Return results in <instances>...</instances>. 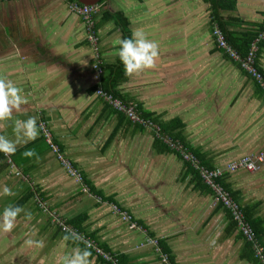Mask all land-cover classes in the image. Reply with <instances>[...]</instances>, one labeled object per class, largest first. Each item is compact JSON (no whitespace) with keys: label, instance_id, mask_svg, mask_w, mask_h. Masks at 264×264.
Segmentation results:
<instances>
[{"label":"crops","instance_id":"1","mask_svg":"<svg viewBox=\"0 0 264 264\" xmlns=\"http://www.w3.org/2000/svg\"><path fill=\"white\" fill-rule=\"evenodd\" d=\"M72 1L78 0H0V75L27 97L0 121V135L16 140L14 120L38 117L84 178L70 176L41 129L34 141L21 138L14 154L0 152V186L15 192L0 196V211L9 203L25 210L11 233L0 232V264H61L77 245L83 249L84 243L64 240L69 234L54 216L68 224L82 220L83 233L108 255L90 248L91 264H261L253 241L239 234L188 162L97 91H106L105 66L120 61L114 41L143 29L158 42L156 65L122 74L115 96L159 124L179 120L172 133L180 139L171 136L207 168L264 151V89L213 35L218 25L246 53L264 29V0H101L95 5L102 73ZM117 13L122 18L110 16ZM257 65L264 74V39ZM28 148L37 155H22ZM220 182L247 211L264 247V162L254 172L226 173ZM146 235L158 239V249L143 244ZM29 236L43 247L26 245Z\"/></svg>","mask_w":264,"mask_h":264},{"label":"built area","instance_id":"2","mask_svg":"<svg viewBox=\"0 0 264 264\" xmlns=\"http://www.w3.org/2000/svg\"><path fill=\"white\" fill-rule=\"evenodd\" d=\"M69 8L72 12L80 15L85 23V30L88 41L95 52L94 68L102 73L103 68L101 66L100 53H99V41L100 37L98 30L95 27V14L99 11L97 5L82 4L79 1H72L69 3ZM213 35L217 47L227 54L231 59L239 63L241 68L246 71L252 78H254L260 86L264 89V74L257 65V54L259 50V43L264 39V29L258 34V36L252 41L248 51L242 54L233 44H231L226 33L218 26L213 28ZM97 93L108 102L111 107L119 112L126 114V116L134 122L141 124L142 126L149 128L155 132V134L163 140V142L173 150L180 152L182 159L187 161L200 175L203 182L208 185L214 196L216 203H222L224 207L232 215L231 219L237 223V227L241 231L244 237L253 241L255 246V257L261 264H264V247L256 240L254 230L251 228L247 220L242 207L231 197L230 193L223 187L220 180L226 173H232L237 170L243 169L250 172L257 171L261 164L264 162V151L258 153H250L241 156L238 159L229 161L224 167H216L213 169L207 168L201 164L200 160L192 152L188 151L185 146L178 140H174L170 136L163 134L161 127L150 119H146L138 112V107L132 102H125L124 100L116 97L115 95L108 93L102 89H99ZM41 130L44 134L46 141L48 142L52 151L56 154L63 167L67 170L70 176L76 178L80 183L84 182V178L81 172L73 165V163L64 156L58 144L54 141L52 132L47 123L42 121L40 123ZM251 165V166H250ZM83 191H88L87 185L83 186ZM122 219L125 222L130 223L131 217L127 212H121ZM54 221L64 232L78 233L74 228L68 226L62 218L54 216ZM82 238L81 240L91 245V249L95 253L100 255L107 254L104 250L90 237L78 233ZM143 244H152L158 249V239L146 235L145 242Z\"/></svg>","mask_w":264,"mask_h":264},{"label":"clouds","instance_id":"3","mask_svg":"<svg viewBox=\"0 0 264 264\" xmlns=\"http://www.w3.org/2000/svg\"><path fill=\"white\" fill-rule=\"evenodd\" d=\"M118 48L114 52L115 56L119 57L123 65L124 74L131 76L140 74L145 69L153 68L156 65V60L159 56L158 42L149 39L147 33L140 28L133 29L131 35L125 38H118L114 41ZM27 102V97L24 95L23 88L16 85L12 80L4 75H0V121L10 119L13 109H19L20 106ZM36 116H29L25 120H14L13 132L16 135V140L8 139L5 135H0V152L5 155L14 154L17 151V144L22 142L27 144L30 141L37 139L42 126L37 125ZM24 156H35L34 148L25 149L22 153ZM251 166V165H250ZM15 192L7 185L0 186V196H14ZM25 210L20 206L9 203L0 211V232L9 234L15 227L17 216ZM25 216L31 219L32 213L25 212ZM64 240L79 241L82 238L78 233L65 235ZM24 243L28 246L35 245L43 247V240H33L31 236L25 239ZM86 246L81 249L78 245L69 254L61 258V264H91L90 257L92 255L91 245L87 242Z\"/></svg>","mask_w":264,"mask_h":264},{"label":"trees","instance_id":"4","mask_svg":"<svg viewBox=\"0 0 264 264\" xmlns=\"http://www.w3.org/2000/svg\"><path fill=\"white\" fill-rule=\"evenodd\" d=\"M99 13V11L97 12V14ZM97 14H95V20L97 19ZM110 16H112V17H115V18H122V15L120 14V13H117V14H111ZM96 23H95V27H96V30H98V24H97V20L95 21ZM127 24V23H126ZM124 30H126V32H127V29L125 28V26H124ZM129 33L130 32H127L126 33V37H128L129 36ZM227 35V34H226ZM256 38V37H255ZM227 39H228V41L231 43V44H233L237 49H238V47L239 46H237V43L235 42V41H233V39H231L228 35H227ZM252 41H253V39H251ZM251 41V42H252ZM250 45H251V43L249 42V47H250ZM249 47H248V49H249ZM239 50V49H238ZM240 51V50H239ZM241 52V51H240ZM242 53V52H241ZM242 54H245V53H242ZM105 68H106V72H107V78H105L104 79V84H103V86H104V89L106 90V91H108V92H111V93H113L114 95H116V96H119L120 97V94L118 93V91H117V89H116V85L115 84H117L116 83V81H119L120 79H122V74H124V70H123V65H122V63L119 61V63H118V65H106L105 66ZM117 69L119 70V73H117L116 71H117ZM123 99V98H122ZM125 100V99H124ZM126 102H128V101H126ZM117 111V110H116ZM117 112H119V111H117ZM121 114V113H120ZM147 115V114H146ZM146 117H148V115L146 116ZM145 117V118H146ZM146 119H148V118H146ZM150 120H152L153 122H155L156 124H158L160 127H161V130H162V133L163 134H166V135H168V136H170L171 138H173L174 140H176L177 138H179V137H177V135H175L174 133H172L173 132V130L177 127V126H179L180 124H181V122L178 120V121H176V123H165V124H163V123H161L160 122V124L156 121V119L154 120L153 118H149ZM166 132V133H165ZM170 134V135H169ZM171 134L172 135H174L175 137H177V138H174V136L172 137L171 136ZM156 137H158V136H156ZM158 139L160 140V142H163V140L161 139V138H159L158 137ZM180 139V138H179ZM164 143V142H163ZM181 143L182 144H184L182 141H181ZM184 146H185V148L188 150V148L186 147V145L184 144ZM166 148H169L168 146H165ZM170 149V148H169ZM171 150H173V149H171ZM174 152H176V153H178V154H180V152H178V151H176V150H173ZM189 151V150H188ZM195 155V154H194ZM180 156H181V154H180ZM197 156V155H196ZM182 157V156H181ZM198 159H199V157H197ZM186 163H187V161H185ZM188 165H189V167L193 170V171H195L197 174H198V172L189 164V163H187ZM199 175V174H198ZM222 179V178H221ZM222 182H223V180H222ZM210 190H211V188L208 186V185H206ZM212 191V190H211ZM213 193V192H212ZM243 212H244V215H245V220H247L248 221V223H249V221L251 222V219H249V217H248V214H247V211H244L243 210ZM230 217H232V215L230 214ZM64 220V219H63ZM232 220V219H231ZM65 221V220H64ZM233 221V220H232ZM65 223L68 225V226H72V228H74L78 233H81V234H83V235H85L86 237H89V235L90 234H85V233H83L85 230H82L81 228H83L82 227V220L80 219V218H74V219H71L70 221H69V223L71 224H68L66 221H65ZM128 223V222H127ZM233 223H234V227L239 231V234H241L242 236H243V234L241 233V231L239 230V228L237 227V223L235 222V221H233ZM252 224V223H251ZM252 226L254 227V230H256V227L252 224ZM78 227V228H77ZM79 227H80V229H79ZM61 228V227H60ZM62 230V229H61ZM63 231V230H62ZM257 232V231H256ZM65 233H67V234H69V235H71L72 233H69V232H65ZM257 234V233H256ZM258 235V234H257ZM91 236V235H90ZM244 237V236H243ZM75 242H78V241H75ZM79 243H81V244H85V246H86V243L84 242V241H82V240H79Z\"/></svg>","mask_w":264,"mask_h":264},{"label":"water","instance_id":"5","mask_svg":"<svg viewBox=\"0 0 264 264\" xmlns=\"http://www.w3.org/2000/svg\"><path fill=\"white\" fill-rule=\"evenodd\" d=\"M82 4H90V5H95L98 4L101 0H78Z\"/></svg>","mask_w":264,"mask_h":264},{"label":"rangeland","instance_id":"6","mask_svg":"<svg viewBox=\"0 0 264 264\" xmlns=\"http://www.w3.org/2000/svg\"><path fill=\"white\" fill-rule=\"evenodd\" d=\"M43 212L47 214V212H46V211H43Z\"/></svg>","mask_w":264,"mask_h":264}]
</instances>
